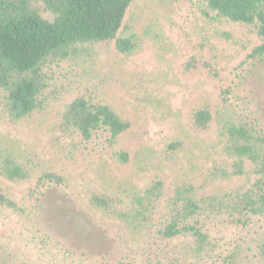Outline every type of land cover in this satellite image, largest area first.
I'll return each instance as SVG.
<instances>
[{
  "label": "rangeland",
  "instance_id": "rangeland-1",
  "mask_svg": "<svg viewBox=\"0 0 264 264\" xmlns=\"http://www.w3.org/2000/svg\"><path fill=\"white\" fill-rule=\"evenodd\" d=\"M238 30L215 18L201 0H133L118 34L134 36L133 53L117 52L113 42L85 45L52 68L45 115L15 124L0 118V148L11 147L19 161L50 167L69 182L44 189L26 215L0 209V264H136L147 254L164 264H262L256 245L264 236V218H201L207 244L198 249L189 238L154 241L127 231L88 203L92 191L107 190L127 208L132 193L143 191L155 174L175 178L194 169L192 164L207 167L221 158L222 120L216 118L205 133L193 131L187 121L188 108L201 99L211 101L220 115L229 113L218 86L179 70L202 40L218 52L224 85L239 84L238 96L231 98L236 112L264 131V56L239 67L258 39L253 35L245 49L220 35ZM74 97L109 104L130 122L129 131L118 144L102 130L88 141L59 132L53 124ZM176 140L183 150L161 162V152ZM119 147L128 152L125 164L115 158ZM28 186L0 174V187L16 199L24 201Z\"/></svg>",
  "mask_w": 264,
  "mask_h": 264
},
{
  "label": "trees",
  "instance_id": "trees-1",
  "mask_svg": "<svg viewBox=\"0 0 264 264\" xmlns=\"http://www.w3.org/2000/svg\"><path fill=\"white\" fill-rule=\"evenodd\" d=\"M215 18L238 25L237 34L220 35L247 48L253 35L258 43L248 49L239 64L252 65L264 56V0H201ZM133 0H0V118L15 124L30 122L48 111L46 92L52 68L75 57L88 44L113 42L115 50L128 55L136 50L133 35L119 36L126 12ZM179 65L185 77L203 75L219 87V98L229 113H221L211 101L192 103L187 111L190 128L205 133L216 118L223 122L221 133L226 141L210 166L192 164L189 171L175 178L155 174L143 191L133 192L124 208L113 193L92 191L89 205L118 221L132 233L152 240L169 241L189 238L198 249L207 244L201 218L227 214L264 218V131L256 128L236 112L232 97L238 96L239 84L224 85L218 52L202 40ZM240 79V77L238 78ZM231 107V109H229ZM65 135H77L88 141L97 131L109 133L110 141L119 139L130 129V122L107 103L74 97L53 124ZM181 141L169 143L161 152L166 162L183 149ZM117 161L129 160L125 148L115 152ZM0 174L13 182L28 181L23 200L0 187V209L26 215L37 203L43 190L68 185L64 174L39 165L29 167L19 161L16 150L0 148ZM247 184H237L240 178ZM225 182L224 184H219ZM30 202V206L28 204ZM256 255L264 264V236L256 245ZM136 264H164L149 254ZM129 264V263H127Z\"/></svg>",
  "mask_w": 264,
  "mask_h": 264
}]
</instances>
